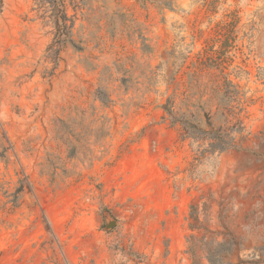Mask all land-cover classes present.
<instances>
[{
	"label": "rangeland",
	"instance_id": "obj_1",
	"mask_svg": "<svg viewBox=\"0 0 264 264\" xmlns=\"http://www.w3.org/2000/svg\"><path fill=\"white\" fill-rule=\"evenodd\" d=\"M49 1L0 2V264H264V0H64L60 51Z\"/></svg>",
	"mask_w": 264,
	"mask_h": 264
},
{
	"label": "trees",
	"instance_id": "obj_2",
	"mask_svg": "<svg viewBox=\"0 0 264 264\" xmlns=\"http://www.w3.org/2000/svg\"><path fill=\"white\" fill-rule=\"evenodd\" d=\"M2 0H0L1 2ZM49 3L52 6V14L50 15L53 27L55 29L56 38L54 39V44L52 46H59V48L55 51H60V47L64 46L67 42H71L72 36V26L73 20L67 14L65 10V1L64 0H50ZM69 22L71 24H69ZM50 46V48L52 47ZM164 109L170 116L172 123L178 121L174 115L172 110L167 104H164ZM182 121V119H180ZM183 122V121H182ZM184 128L188 130L190 127L187 121H184ZM210 125V123H208ZM208 139L211 141L209 143V150L210 151H219L222 152L228 148L235 147L234 137L230 134H219L214 132L212 135H208Z\"/></svg>",
	"mask_w": 264,
	"mask_h": 264
},
{
	"label": "water",
	"instance_id": "obj_3",
	"mask_svg": "<svg viewBox=\"0 0 264 264\" xmlns=\"http://www.w3.org/2000/svg\"><path fill=\"white\" fill-rule=\"evenodd\" d=\"M116 223H117L116 220L108 219L106 224V229L107 230L112 229L116 225Z\"/></svg>",
	"mask_w": 264,
	"mask_h": 264
}]
</instances>
